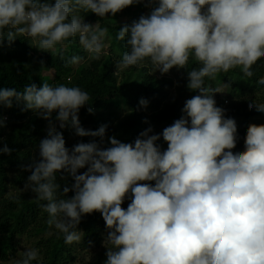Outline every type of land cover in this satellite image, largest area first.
<instances>
[{
	"label": "clouds",
	"instance_id": "obj_1",
	"mask_svg": "<svg viewBox=\"0 0 264 264\" xmlns=\"http://www.w3.org/2000/svg\"><path fill=\"white\" fill-rule=\"evenodd\" d=\"M143 0H0V44L26 38L43 52L55 51L78 38L87 59L99 60L107 29L84 22L80 13L114 16ZM147 16L124 25L117 39L126 51L116 74L147 64L152 73L187 71L186 87L198 93L188 99L182 116L160 134L149 127L133 143L109 138L101 148L106 125L85 130L79 110L89 94L78 86L43 83L18 93L0 88V105L13 100L48 121L37 150L39 160L26 171L30 190L47 214V224L71 245L82 240L81 217L99 212L108 230L104 264H264V125L250 124L243 151H232L237 125L216 106L218 90L206 78L239 67L245 77L264 57V0H149ZM81 56L68 63L78 65ZM264 85V78L257 81ZM248 107L264 113V101L248 98ZM141 99L139 105L147 107ZM89 114L93 113L91 107ZM55 121H53V114ZM93 138L66 148L61 132ZM0 119V127H4ZM167 144L161 151L157 141ZM6 144L0 154L10 155ZM87 169L78 174L81 169ZM70 176L74 195L57 183ZM143 182V183H141ZM150 182H154V185ZM130 195L131 202L122 208ZM42 264L38 248L29 247L10 264Z\"/></svg>",
	"mask_w": 264,
	"mask_h": 264
},
{
	"label": "trees",
	"instance_id": "obj_2",
	"mask_svg": "<svg viewBox=\"0 0 264 264\" xmlns=\"http://www.w3.org/2000/svg\"><path fill=\"white\" fill-rule=\"evenodd\" d=\"M49 2L54 3V0ZM152 5L154 9L156 5ZM80 15L85 23L107 29L105 54L99 60L87 59L88 54L80 46L78 38L67 42L66 47L49 52L40 51L23 37L11 45L5 41L0 44V88H12L20 93L31 84L38 88L43 83L80 87L89 94L90 100L79 110V123L92 131L107 126L103 142L95 138L98 144H103L102 148L110 147V137L122 143H133L149 127L153 129L151 134L162 133L182 116L185 102L198 94L186 85L187 71L198 68L199 64L190 59L186 69H171L167 74L173 75L177 84L172 78L152 73L147 64L116 74V65L128 51L125 42L116 38L117 32L124 25L148 14L139 13L117 24H110L91 12ZM38 53L45 58L39 57ZM73 56L84 59L78 65H71L68 61ZM252 72L251 77H245L237 67L227 73H218L215 78L205 79L206 87L218 90L214 95L216 106L224 110L225 118L231 117L236 122L237 138L232 151L244 150L246 129L250 124L264 125V113L249 108L246 102L248 98L264 101V85L257 83L264 78V57L256 61ZM141 99L148 102L146 108L140 107ZM89 107L93 109L92 114L88 112ZM0 119H5V126L0 127V148L6 144L12 149L10 155L0 154V262H5L8 255L15 252L21 237L28 236L38 239L35 248L40 250L42 264H74L78 251L91 252L95 256L93 264H104L107 250L103 244L108 230L99 212L81 217L78 230L82 232V240L67 245L63 235L47 224V214L40 206L43 202L36 201L30 190H24L31 175L25 169L39 160L37 146L46 137L49 122L25 110L23 102L15 100L11 108L0 105ZM56 130L62 133L69 150L78 143H88L93 139L78 137L70 128L60 129L58 123ZM157 144L161 151L167 149L162 138ZM86 170L81 169L78 174ZM57 183L61 191L64 187L70 189L66 198L74 195L71 191L74 181L70 176L58 173ZM150 183L154 185V182ZM12 191H17V194L11 195ZM130 202L129 195L121 207L126 209Z\"/></svg>",
	"mask_w": 264,
	"mask_h": 264
},
{
	"label": "rangeland",
	"instance_id": "obj_3",
	"mask_svg": "<svg viewBox=\"0 0 264 264\" xmlns=\"http://www.w3.org/2000/svg\"><path fill=\"white\" fill-rule=\"evenodd\" d=\"M153 7H154V5H152V3L150 4L149 2L143 0L142 3L131 5L125 9H123L122 11H120L119 13H117L114 16L106 15L103 19L110 24L111 23L112 24L123 23V22H126L127 20H129L130 17H132L133 15H138L139 13H145V14L149 15L151 13V11L153 10ZM104 54H105V51H104ZM37 55L39 57L45 58V55H43L42 53H38ZM154 73L158 74L159 76L172 78L174 81V84H177V80L174 78L173 75H170V74H163L162 75L159 71H156ZM45 74L51 76V74H47V73H45ZM224 104H225V102H224ZM225 105H227V104H225ZM3 120L5 122V119H3ZM100 147L102 148L103 144H100ZM10 194L11 195L17 194V191H12V192H10ZM37 240H38L37 238H29L28 236L21 237L17 246H16L15 252L13 254L10 253L8 255L7 260L5 262H0V264H10L12 259L19 258V254L21 252L25 251V249H27L29 247L35 248ZM103 248H105L104 244H103ZM75 257H76V261L74 262V264H93L95 256L91 252L78 251L75 254Z\"/></svg>",
	"mask_w": 264,
	"mask_h": 264
},
{
	"label": "built area",
	"instance_id": "obj_4",
	"mask_svg": "<svg viewBox=\"0 0 264 264\" xmlns=\"http://www.w3.org/2000/svg\"><path fill=\"white\" fill-rule=\"evenodd\" d=\"M225 104H227V101H225Z\"/></svg>",
	"mask_w": 264,
	"mask_h": 264
}]
</instances>
